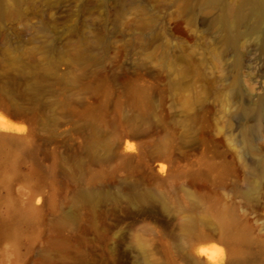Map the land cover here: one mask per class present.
<instances>
[{
	"label": "rangeland",
	"instance_id": "obj_1",
	"mask_svg": "<svg viewBox=\"0 0 264 264\" xmlns=\"http://www.w3.org/2000/svg\"><path fill=\"white\" fill-rule=\"evenodd\" d=\"M232 1L128 0L115 20L123 0H26L0 19V127L25 139L0 147V264H264V23L219 46Z\"/></svg>",
	"mask_w": 264,
	"mask_h": 264
},
{
	"label": "bare ground",
	"instance_id": "obj_2",
	"mask_svg": "<svg viewBox=\"0 0 264 264\" xmlns=\"http://www.w3.org/2000/svg\"><path fill=\"white\" fill-rule=\"evenodd\" d=\"M223 0H198V8L201 11H208L214 8L222 7ZM26 0H0V19H5L8 17H13L16 15L17 9L19 6L25 3ZM123 7L120 8L115 14V20H119L124 14H128V0H123ZM237 4V5H236ZM188 4L184 3L182 8L186 9ZM226 9L223 10L222 14L219 15L215 22L214 26L218 29L219 32V41L217 42L219 46L224 49L234 47L238 40L244 39L250 35L259 34V25L264 23V0H233L232 4L225 6ZM235 25H238L240 30H237L233 34ZM83 53L81 50L77 51V56ZM6 55V52H4ZM42 60H47L50 63L53 60L58 65H61L65 61L64 55L60 53H55L50 57L49 54L42 55ZM54 68V67H53ZM98 90L103 92L102 95L104 98L107 95L108 88L105 86H98ZM249 88L247 91L251 94H254L253 89ZM256 91V90H255ZM85 115H89V111H86ZM91 115V114H90ZM89 117V116H86ZM8 131V132H7ZM24 132L23 127L16 128L15 131L9 132V128L6 126L0 127V147L11 148L13 146L24 145L25 139L20 136ZM244 139V138H243ZM247 143V141L245 140ZM96 147L94 141H90L86 144V148L89 150ZM134 147L132 144L125 143V151H133ZM119 163L122 168L128 170L131 167V157L124 155L120 157ZM165 167L162 164H158L157 168L147 167L148 177L155 181L158 178V174L164 171ZM101 171L97 175H101ZM98 193L92 192H80L76 195L75 203L76 204H91L92 200L96 197ZM134 199L138 201H145L152 199V195L149 193H133ZM38 215L37 208H28L25 213L20 217V222L24 224H30L35 220ZM8 222L0 219V235L5 233L8 230ZM180 229L184 232H191L193 228V221L191 219H186L182 221L179 225ZM224 241L225 239H221ZM138 248H142V245L139 241L134 242ZM199 254H202L200 251ZM143 264H152L151 262L144 261Z\"/></svg>",
	"mask_w": 264,
	"mask_h": 264
}]
</instances>
